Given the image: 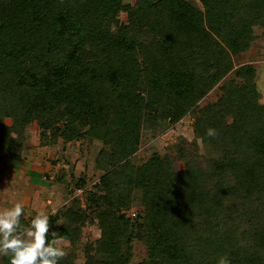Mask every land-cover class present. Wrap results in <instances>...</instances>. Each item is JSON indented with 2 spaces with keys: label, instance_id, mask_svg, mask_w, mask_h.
Returning <instances> with one entry per match:
<instances>
[{
  "label": "trees",
  "instance_id": "trees-1",
  "mask_svg": "<svg viewBox=\"0 0 264 264\" xmlns=\"http://www.w3.org/2000/svg\"><path fill=\"white\" fill-rule=\"evenodd\" d=\"M196 1L0 0V162L27 155L31 124L39 146L99 143L94 178L70 175L48 213L49 240L67 242L59 264H75L90 223L82 264H129L135 241L136 264H264V104L254 66L235 63L254 27L264 36V0ZM185 115L202 152L178 138L131 160L143 133Z\"/></svg>",
  "mask_w": 264,
  "mask_h": 264
},
{
  "label": "rangeland",
  "instance_id": "rangeland-1",
  "mask_svg": "<svg viewBox=\"0 0 264 264\" xmlns=\"http://www.w3.org/2000/svg\"><path fill=\"white\" fill-rule=\"evenodd\" d=\"M133 1V0H127ZM199 8V3L192 0ZM256 35L249 49L235 59V63H251L255 68V86L259 92V102L264 104V36L258 27L253 28ZM219 90L214 86L199 104L213 101L217 98ZM9 124L8 120H4ZM17 131L22 128L21 123L14 122ZM14 135H17L16 133ZM24 136L29 149L23 158H5L0 162V210L12 207L20 202L24 208V217L31 218L38 212L46 214L53 212L64 203L68 197V183L70 175L88 178L95 176L93 157L99 143L91 142H57L52 146H39L37 129L34 125L24 128ZM178 138L185 140L189 147H197L202 152L200 141L191 127V117L185 115L178 122L168 126L164 131L150 137L143 133L140 145L131 160L134 163L144 161L152 152L159 154L173 153L172 146ZM181 166V162H176ZM64 173V183L57 181L56 174ZM94 178V177H93ZM82 191L75 189L73 195L79 197ZM129 211L128 213H130ZM82 236L72 247L75 255L74 263L82 264L83 257L92 250L93 240L98 236L99 230L93 223L84 225ZM63 246L67 244L63 241ZM145 256V248L141 242H133L132 256L129 264H136Z\"/></svg>",
  "mask_w": 264,
  "mask_h": 264
},
{
  "label": "clouds",
  "instance_id": "clouds-1",
  "mask_svg": "<svg viewBox=\"0 0 264 264\" xmlns=\"http://www.w3.org/2000/svg\"><path fill=\"white\" fill-rule=\"evenodd\" d=\"M206 135L215 137L217 131L210 127ZM23 214L20 202L0 210V256L8 257L9 264H59L66 252L61 239L49 240V214L38 212L27 226L21 223ZM52 236L56 237L54 231ZM218 264L230 261L221 257Z\"/></svg>",
  "mask_w": 264,
  "mask_h": 264
},
{
  "label": "built area",
  "instance_id": "built-area-1",
  "mask_svg": "<svg viewBox=\"0 0 264 264\" xmlns=\"http://www.w3.org/2000/svg\"><path fill=\"white\" fill-rule=\"evenodd\" d=\"M130 215H133V213L131 212Z\"/></svg>",
  "mask_w": 264,
  "mask_h": 264
}]
</instances>
